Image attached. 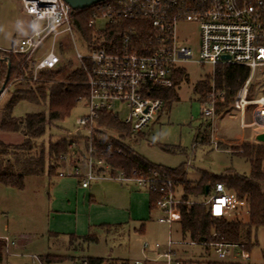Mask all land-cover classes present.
<instances>
[{
    "label": "rangeland",
    "instance_id": "obj_1",
    "mask_svg": "<svg viewBox=\"0 0 264 264\" xmlns=\"http://www.w3.org/2000/svg\"><path fill=\"white\" fill-rule=\"evenodd\" d=\"M109 24V19L101 17L96 19L94 29L100 34ZM29 32H32V25L21 10L20 0H0V49L12 47L16 39ZM62 38L66 40L63 44ZM178 38L192 49L194 59L179 67L182 80L177 81L174 87L176 99L171 102L164 100L162 111L143 132L132 133L126 139H121L115 130L108 132L154 165L173 170L183 166L190 182L199 181L203 173L216 177L227 172L249 175L250 163L231 151L242 142L248 143L257 132L264 131L257 127L241 128V115L233 108L235 98L228 114H215L213 119L203 116L202 105L213 102L216 107L223 102V95L212 86L210 96L203 102L195 88L212 80L218 67L198 63V23L181 22ZM49 45L50 40H47L44 48ZM89 49L93 46L75 28L72 35L60 38L56 53L63 64L74 69L79 66L77 52L87 55ZM14 81L13 78L0 97V113L18 87ZM249 91L250 98L264 95V69L257 70ZM117 109L124 120L126 108L116 104ZM46 110L23 101L14 107L13 115L22 118ZM86 113L87 106L83 101L63 122L48 130L44 140L38 141L36 151L43 150L47 155L50 140L59 142L66 134L75 133L77 120ZM252 116L253 110L249 108L245 115L246 123L253 122ZM24 140L20 134L0 132V142L6 146L15 148ZM82 168L85 170L84 164ZM58 174L57 168L52 176L46 172L27 177L22 190L0 184V240L8 239L11 244L8 252L4 249L0 264H39L30 256L37 257L41 264H46L47 258H50L48 264H82L89 258L132 264L136 260H144V243L166 244L168 228L157 222L160 213L150 209L151 197L146 190L116 181L100 182L87 190L81 188L78 178H61ZM177 189L183 191L180 185ZM205 198L203 195L202 199ZM231 217L244 223L248 221L246 211H237ZM180 230V222L177 221L173 226L175 240L182 239ZM86 236H92L96 241H85ZM240 247L249 254L250 262L264 264V227H244ZM176 251L177 258L182 260H200L204 254L202 247L178 246Z\"/></svg>",
    "mask_w": 264,
    "mask_h": 264
},
{
    "label": "built area",
    "instance_id": "obj_2",
    "mask_svg": "<svg viewBox=\"0 0 264 264\" xmlns=\"http://www.w3.org/2000/svg\"><path fill=\"white\" fill-rule=\"evenodd\" d=\"M20 3L22 12L30 20L32 32L16 40L7 52L22 56L24 63L35 62L32 80L37 81L40 72L54 70L60 65L57 44L61 37L73 34L75 13L79 11H74L64 0H20ZM97 5L102 12L101 17L110 22L120 19L148 21L154 31V39L148 54L137 53L126 43L121 52L105 49H89L87 55L77 52L78 67L87 77V113L77 120L78 129L71 134L85 138L86 144L78 141L69 144L68 154L59 157V177L78 178L82 189H88L94 182L107 180L134 184L149 193H160L156 201V210L160 213L157 222L168 228L166 244L144 243V260H136L132 264H255L235 242L223 239L194 241L182 230L179 232L182 239L175 240L173 226L179 221L175 207L183 202L177 199L175 182L155 171L129 177L123 173L110 175L111 167L104 152H99L94 145L93 135L96 131L104 132L119 141L108 132L110 129L99 126V119L105 113L128 126L132 133L143 132L154 123L164 107V100L157 97V92L173 88L180 65L194 59L192 49L179 41L178 25L181 22L199 25L198 63L212 67L230 64L250 70L249 78L235 97L233 108L241 115L242 129L257 127L264 131V95L249 97L255 73L264 69V0H108ZM96 19L89 23V27L95 26ZM47 40H50V45L44 48ZM61 41L62 44L66 42L65 38ZM14 80L17 83L22 78ZM116 104L126 108L124 120L121 112L116 110ZM249 108L253 110V122L250 124L245 121ZM202 114L213 119L215 104H203ZM111 149L112 145H109L108 151ZM186 203L204 206L213 218L223 220H231L235 212L246 208V202L227 191L222 183L215 184L205 199ZM4 241L8 252L10 241ZM178 246L202 247L204 254L200 260H182L177 258ZM30 258L41 263L35 256Z\"/></svg>",
    "mask_w": 264,
    "mask_h": 264
},
{
    "label": "trees",
    "instance_id": "obj_3",
    "mask_svg": "<svg viewBox=\"0 0 264 264\" xmlns=\"http://www.w3.org/2000/svg\"><path fill=\"white\" fill-rule=\"evenodd\" d=\"M97 7L98 5H95L76 12L74 18L75 28L80 31L88 44L93 46V49L121 52L126 43L131 50L140 54H148L151 51L154 31L148 21L116 20L110 22L107 29L98 34L94 29L95 26L89 27L92 20L102 16V12ZM5 58L10 63L9 82L13 78H22V80L16 83L17 89L9 96L1 110L0 132L20 134L25 140L23 144L15 148L0 142V184L22 190L27 177L43 175L46 172L48 176L55 174L57 168L61 167L58 165L59 157L68 154L71 142L78 141L83 145L86 144L85 138L75 137L68 133L59 142L49 139L47 155L43 150L36 151L38 141L44 140L48 130L63 122L81 102L87 99L88 89L85 85L87 77L82 69L79 67L68 68L61 59L57 68L40 72L37 81H33L32 72L35 62L24 63L22 56L0 50V59ZM216 67L218 68H216L212 80L200 83L195 90L200 93L203 102L210 96L212 86L221 91L223 102H219L215 107V114L221 116L230 112L231 102L234 101L237 93L249 78L250 70L243 66L230 64H221ZM7 72V64L0 61V89L5 82ZM181 80L182 73L179 71L174 77L173 88L159 90L157 97L169 102L176 99L177 94L174 87L176 82ZM23 101L45 107L47 110L17 118L13 115V109ZM98 123L100 127L118 131L121 139L129 138L132 134L128 126L108 113L102 114ZM93 140L98 151L104 152L105 159L111 167L110 175L116 176L123 173L129 177L141 173L148 175L155 171L166 175L177 186H182L185 196L182 199L183 202L175 207V211L182 232L188 235L191 240L223 239L242 245L244 227H264V143H243L231 151L232 154L242 156L250 163L251 172L249 175L227 172L224 176L216 177L203 173L198 182L192 183L187 180L186 168L183 166L173 170L154 165L123 142L111 138L104 132L96 131ZM109 145H112L111 151H108ZM217 183H222L227 191L234 193L239 200L246 202L247 223L238 219H216L210 215L206 207L186 203L190 196H203L207 187L210 190ZM149 194L151 197L150 209L156 210V201L159 199L160 193L154 191ZM84 240L96 241L92 236H86ZM5 247V241L0 240V263L3 260ZM85 261L88 264H103L105 262L107 264H129L126 261L113 263L105 258H89ZM44 262L50 263V258Z\"/></svg>",
    "mask_w": 264,
    "mask_h": 264
},
{
    "label": "water",
    "instance_id": "obj_4",
    "mask_svg": "<svg viewBox=\"0 0 264 264\" xmlns=\"http://www.w3.org/2000/svg\"><path fill=\"white\" fill-rule=\"evenodd\" d=\"M74 11H83L86 9L91 8L94 5H97L99 3L108 1V0H64ZM225 60H228V58H224ZM1 62H5L8 66V72L6 75V79L5 82L3 84V86L0 89V97L5 93L8 82H9V78H10V63L8 61V59H0ZM256 141L259 143H264V133H261L258 135V137L256 138ZM209 192V188H206V192H205V196L208 195Z\"/></svg>",
    "mask_w": 264,
    "mask_h": 264
},
{
    "label": "crops",
    "instance_id": "obj_5",
    "mask_svg": "<svg viewBox=\"0 0 264 264\" xmlns=\"http://www.w3.org/2000/svg\"><path fill=\"white\" fill-rule=\"evenodd\" d=\"M31 32H29V33H27V34H25V36L24 37H26V36H28L29 34H30ZM21 38H23V37H21ZM16 40H18V39H16ZM16 40L14 41V43L12 44V47L14 46V44H15V42H16ZM12 47H10V48H8V49H4V48H2V49H0V50H3V51H9L10 49H12ZM1 114V113H0ZM262 132H257L256 134H255V136H254V138L252 139V140H250L248 143H255V142H257L256 141V138L258 137V135L259 134H261ZM254 140H255V142H254ZM242 143H244V142H242ZM196 144H197V142H196ZM107 180H105V181H97V182H94V183H92L91 185H90V187L88 188L89 190L92 188V186L93 185H95V184H97V183H100V182H106ZM117 182V181H116ZM198 182V181H197ZM118 183H121V182H118ZM192 183H196V182H192ZM121 184H125V183H121ZM87 189V190H88ZM138 190H142V189H139L138 188ZM176 196H177V199H183V197L185 196V194H184V192L183 191H179V189H177V194H176ZM189 200H202V196L201 197H189L188 198ZM159 213V212H158ZM160 215V214H159ZM159 217V216H158ZM143 228V227H142ZM142 231H143V229H142ZM30 258V257H29ZM39 264H41V263H39Z\"/></svg>",
    "mask_w": 264,
    "mask_h": 264
}]
</instances>
